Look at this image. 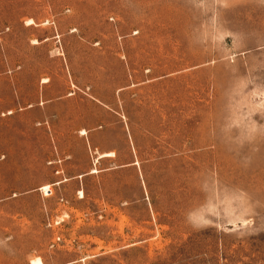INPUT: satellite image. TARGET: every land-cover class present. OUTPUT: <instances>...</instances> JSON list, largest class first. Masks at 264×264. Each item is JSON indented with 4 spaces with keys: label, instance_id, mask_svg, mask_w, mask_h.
<instances>
[{
    "label": "rangeland",
    "instance_id": "obj_1",
    "mask_svg": "<svg viewBox=\"0 0 264 264\" xmlns=\"http://www.w3.org/2000/svg\"><path fill=\"white\" fill-rule=\"evenodd\" d=\"M37 259L264 264V0H0V264Z\"/></svg>",
    "mask_w": 264,
    "mask_h": 264
},
{
    "label": "bare ground",
    "instance_id": "obj_2",
    "mask_svg": "<svg viewBox=\"0 0 264 264\" xmlns=\"http://www.w3.org/2000/svg\"><path fill=\"white\" fill-rule=\"evenodd\" d=\"M113 154H104L101 157H106V156H112ZM32 264H42V261L40 259L34 260Z\"/></svg>",
    "mask_w": 264,
    "mask_h": 264
}]
</instances>
